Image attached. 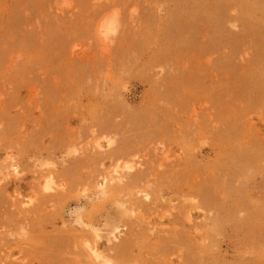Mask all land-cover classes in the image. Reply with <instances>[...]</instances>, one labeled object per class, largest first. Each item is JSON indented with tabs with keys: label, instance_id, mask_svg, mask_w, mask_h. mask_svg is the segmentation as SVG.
Masks as SVG:
<instances>
[{
	"label": "rangeland",
	"instance_id": "374dc122",
	"mask_svg": "<svg viewBox=\"0 0 264 264\" xmlns=\"http://www.w3.org/2000/svg\"><path fill=\"white\" fill-rule=\"evenodd\" d=\"M93 243L264 264V0H0V264Z\"/></svg>",
	"mask_w": 264,
	"mask_h": 264
},
{
	"label": "bare ground",
	"instance_id": "6f19581e",
	"mask_svg": "<svg viewBox=\"0 0 264 264\" xmlns=\"http://www.w3.org/2000/svg\"><path fill=\"white\" fill-rule=\"evenodd\" d=\"M107 142V141H106ZM110 141L108 140V143H109ZM111 143V142H110ZM128 165H129V163H128ZM127 166V165H126ZM131 166V165H130ZM129 166V167H130ZM128 168V167H127ZM131 168V167H130ZM13 169H14V171H16V167L15 166H13ZM47 182L45 183V187L47 188V184H48V182H49V180H46ZM50 182H52V181H50ZM21 200H23V198L21 199ZM24 203V202H23ZM94 241V240H93ZM95 242V241H94ZM88 243V242H87ZM84 244H86L85 242H84ZM85 246V245H84ZM87 246V245H86ZM88 246H89V243H88ZM87 246V249L90 251V253H91V255H92V257L94 258V260L97 262V264H110V260L105 256V254L103 253V251L102 250H100L99 248H98V246L97 245H95L94 243H93V246H90V247H88Z\"/></svg>",
	"mask_w": 264,
	"mask_h": 264
}]
</instances>
